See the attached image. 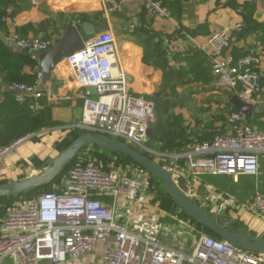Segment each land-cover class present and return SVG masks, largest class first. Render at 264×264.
Segmentation results:
<instances>
[{
    "label": "built area",
    "instance_id": "1",
    "mask_svg": "<svg viewBox=\"0 0 264 264\" xmlns=\"http://www.w3.org/2000/svg\"><path fill=\"white\" fill-rule=\"evenodd\" d=\"M137 1L149 16L171 19L163 0ZM101 2L106 16L119 7L118 0ZM246 27L241 22L211 32L196 43V48L211 58L217 81L238 92L247 102L252 101L251 95L261 87L262 77L257 70L260 58L224 56L231 41ZM181 33L190 37L183 30ZM11 40L29 52L46 51L51 46L50 40L41 36L27 38L17 32L11 35ZM66 63L79 86L86 89L78 124L82 133H101L147 153L173 177L186 179L187 195L191 199L195 198L193 178L197 175L259 174V157L264 154V123L253 126L239 112L228 115L230 131L215 134L210 141L196 143L181 152L152 148L148 132L156 121L154 102L131 92L128 78L119 67L113 31L94 35L83 49L66 57ZM12 87L20 92L16 95L19 103L32 96L34 101L30 107L39 106L37 100L42 93L36 86L13 83ZM91 89L96 97L92 96ZM258 106L264 108L262 103ZM26 139L24 136L1 146L0 159ZM147 186L146 173L139 167L106 170L92 161L73 165L67 171L61 191L44 192L18 201L8 211L0 231V264L7 258L15 264H39L42 260L61 264L69 257L80 258L92 252L96 244H107L111 238L114 243L105 248L103 264H264V255L239 249L207 234L189 246L174 232L163 230L160 235L152 236L121 223L117 213L120 203H136ZM103 197L110 201L106 202ZM235 206L254 212L264 220L262 193L256 192L243 203L235 202Z\"/></svg>",
    "mask_w": 264,
    "mask_h": 264
},
{
    "label": "crops",
    "instance_id": "2",
    "mask_svg": "<svg viewBox=\"0 0 264 264\" xmlns=\"http://www.w3.org/2000/svg\"><path fill=\"white\" fill-rule=\"evenodd\" d=\"M118 2V9L106 16L102 10L101 0H0L2 12L0 45L9 52L28 54L33 59L32 62L21 63L20 75L37 74L36 89L42 93L41 101L49 109L52 120L57 122L53 126L44 127L27 135L26 140L0 159V186L42 175L51 169L55 161L82 134L78 124L82 118L86 93V89L80 87L71 74L66 58L56 64L49 78L44 77L39 60L29 51L13 43L11 35L14 32L27 38L41 36L50 40L52 45L55 40L63 37L64 29L70 23L80 26L84 22H91L100 28L96 34L106 30L113 31L117 40L119 67L128 78L131 92L152 102L154 97L159 96L158 93L164 84V76L161 69L144 62V47L147 41L159 44L167 53L172 52L170 65L173 68H185V70L196 68L194 72L197 73L190 72L189 75L199 76L196 83L201 84L202 93L198 101L207 96L204 102L214 106L212 112L200 108L204 114L201 123L194 122L187 110L182 114L189 125L186 127L188 130L204 131L210 135L208 140L210 141L215 135L213 133L230 131L227 118L234 112L230 98L238 92L225 88L217 81L211 58L204 53L209 60L205 62L203 57L198 56L196 52L200 51L196 48V43L204 40L211 32L236 23L247 24V21H251L257 26L251 27L245 33L237 34L225 49L224 56L231 55L238 58L255 55L260 58L257 70L262 77L261 87L251 95L252 101L247 100L253 105L252 115L241 114L249 124L258 127L263 125L264 108L258 105L264 104V0H164L171 19L149 16L137 0L130 2L118 0ZM181 30L187 32L192 39L183 35ZM94 35L84 38V44ZM180 54L185 58L178 57ZM208 78L210 83L206 82ZM7 79V72L0 68V101L10 93L14 92L16 95L20 93L12 85L10 86ZM181 86L186 88L188 85L184 82ZM179 90L178 87L177 94ZM91 92L93 97L97 96L93 89ZM180 95L179 99L182 100L186 93L180 92ZM192 96L198 97L192 94L188 98L194 100ZM42 107L43 105H40V108ZM211 116L217 118H210ZM221 119H225V122ZM189 140L194 143L197 141L192 136ZM210 177L207 174H200L193 178L195 184L193 200L216 216L227 215L234 221L240 220L250 230L256 231L259 237L264 238V220L254 212L235 206V202L243 203L242 200L246 201L256 192L264 194V154L259 157L257 176H226L228 180L237 184L242 178L246 179L247 186H243L244 189L238 186L234 190L235 194L230 193L226 188L227 181H223L219 187L210 181ZM59 186H63V182L53 187ZM200 186L205 188L202 195H198ZM159 187L161 188V184ZM146 192L141 191L134 204L120 203L117 213L121 223L139 230L142 234H152V236L160 235L163 230L174 232L179 239L186 240L189 246H193L204 234L191 226L189 221L182 219L179 214L176 215L162 207L157 208L151 203L152 198L146 195ZM238 194L244 196L239 197ZM103 198L106 202L110 201L108 197ZM3 206L0 202V231L6 214ZM113 243V238L107 244L98 243L92 252L80 258L69 257L61 264H103L104 250L108 244ZM2 264H15V262L7 258ZM39 264L52 263L42 260Z\"/></svg>",
    "mask_w": 264,
    "mask_h": 264
},
{
    "label": "trees",
    "instance_id": "3",
    "mask_svg": "<svg viewBox=\"0 0 264 264\" xmlns=\"http://www.w3.org/2000/svg\"><path fill=\"white\" fill-rule=\"evenodd\" d=\"M1 16L2 12L0 11V19ZM253 26L257 25L251 21H247V27L240 34L250 30V28ZM144 48V62L147 64H152L154 67L161 69L163 72L164 84L162 89L172 87L176 90L178 85L184 83V80L186 79L185 76L187 77L190 72L197 73L194 72L196 68H187L186 70L185 68H173L170 65L172 53L169 55L165 49L161 48L159 44L147 41ZM196 53L198 56L203 57L205 62L209 61L207 56L202 51ZM182 55L183 54H180L178 57L185 58ZM186 59L192 60L194 58ZM32 61L33 59L28 54L12 53L0 45V68L7 72V81L10 83V86L13 83H25L30 86H36L37 74L23 76L20 75L21 63ZM183 74H185V76H183ZM15 95L16 94L14 92L10 93L0 101V145H8L24 136L35 133L44 127L57 124L56 121L52 120L50 111L47 107H45V104L41 101V98L37 100L39 106L31 108L30 104L34 101L32 96H27L24 103H18L15 100ZM175 95H177V91L175 92ZM162 100L163 97L161 95L154 97V111L156 114V121L152 125L153 132L150 137V146L152 148H156L160 151L179 152L189 149L188 147H193L196 143H202L209 140L210 135L204 131L195 132L188 130L186 127H181L177 123L179 120L177 116H175V118L164 117L168 113V110L163 112L162 107L156 103L157 101L160 103ZM40 105H43V107L40 108ZM232 111H234L233 113L237 112L234 108ZM190 136L194 137V139L197 141L195 143L191 142L189 140ZM145 154L148 155L147 153ZM91 161L98 163L103 169L106 170L124 169L130 167L141 168L146 173L148 184L146 190L147 194L152 198L151 203H153L159 209L162 207L163 209L173 212L176 215L179 214L182 219L189 221L191 226L196 227L204 234H207L217 240H222L219 236L195 222L177 204H175V202L165 193V191L160 189L159 184L162 185V182L159 178L153 176L129 157L118 152L102 148L96 143L82 148L72 160V162L63 168L62 171L52 180V182L43 184L39 187H33L17 192L16 195H14V198L11 197V195L2 196L0 197V202L4 205L10 197V204L8 205V208L11 209L18 201L33 198L44 192L61 191L63 186H59L58 188H54L53 186L62 182L64 183L68 169L73 165L85 164ZM8 211L6 212L5 217Z\"/></svg>",
    "mask_w": 264,
    "mask_h": 264
},
{
    "label": "water",
    "instance_id": "4",
    "mask_svg": "<svg viewBox=\"0 0 264 264\" xmlns=\"http://www.w3.org/2000/svg\"><path fill=\"white\" fill-rule=\"evenodd\" d=\"M99 30L100 28L91 22H84L80 26L70 23L64 29L63 37L55 40L48 50H32L30 54L39 60V66L43 76L49 78L58 62L70 56L73 52L83 49L84 38L96 34ZM230 102L238 112L245 116L252 115L253 105L244 101L238 95L231 96ZM152 132L153 128L150 127L148 132L149 136L152 135ZM95 143L102 148L129 157L153 176L159 178L163 184L165 193L175 204L195 222L219 236L223 241L239 249L264 255V238L259 237L256 231L250 230L240 220L234 221V219L227 215L216 216L197 204L187 195L188 186L183 176L173 177L158 161L124 141L110 138L101 133H82L63 152L60 158L55 161L49 171L20 182L0 186V197L52 182L62 169L72 162L82 148ZM204 191L205 188L203 186L198 187V195H202Z\"/></svg>",
    "mask_w": 264,
    "mask_h": 264
},
{
    "label": "rangeland",
    "instance_id": "5",
    "mask_svg": "<svg viewBox=\"0 0 264 264\" xmlns=\"http://www.w3.org/2000/svg\"><path fill=\"white\" fill-rule=\"evenodd\" d=\"M198 77L199 76H196L195 74L188 75L186 77V79L184 80V82L187 83V85H188L186 88L181 86L182 84H180L176 87V90L173 89L172 87H169L167 89H161L158 93L159 96L161 95L163 97V100L160 103H159V101H157L156 103L159 104L160 107H162L163 112H166V110H168V113L164 117L175 118V116H177L179 119L177 121V123L183 128L189 126L187 123V120L184 119V115L182 114V112L185 113L184 110H187L189 112L190 118L194 122L201 123V121L204 120V114H202V112L200 111V108H203V109L207 110L208 112H212V107L214 106L213 104H210V103L207 104V102L206 103L204 102L206 100L207 96L200 99V102L198 101V99L201 97L200 93H202V90L200 89L201 84L196 83V80H198ZM206 82L210 83L211 82L210 78H208ZM192 86H194V87H192ZM178 87L180 88V90L178 91L179 94L175 95V92L177 91ZM180 92L186 93V95H184L185 97H183L182 100L179 99V97L182 95V94L180 95ZM188 94H190V95L195 94L198 97L192 96V99H194V100H190L191 98H188L190 96ZM210 118L216 119L217 117L211 116ZM224 120L221 119L222 122ZM209 122H211V120ZM210 124H212V123H210ZM211 128H214V127L211 126ZM210 132H211V130H210ZM216 133L217 132H215L213 134H216ZM1 146H5V145H0V147ZM210 176H211L210 181L214 185L219 186V187L221 186L223 181H227L228 183H226L225 186L229 190V192L233 193V194H235L234 190L238 186L240 187V189H244L243 186H247V181H246V179H243V178L241 179L240 183L237 184V183H233L232 181L228 180L226 177L227 175H210ZM212 176H214V177H212ZM163 188L164 187L162 184L160 189L163 190ZM10 195H11V197L14 198V195H16V193L10 194ZM146 195H147V192H146ZM237 196L242 197L244 195L238 194ZM9 199H10V197H9ZM9 199H8V201H6V204H4V206H3L4 211H6V212L10 209V208H8L9 207L8 205L10 204ZM242 202H244V201L242 200Z\"/></svg>",
    "mask_w": 264,
    "mask_h": 264
}]
</instances>
